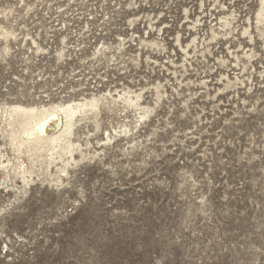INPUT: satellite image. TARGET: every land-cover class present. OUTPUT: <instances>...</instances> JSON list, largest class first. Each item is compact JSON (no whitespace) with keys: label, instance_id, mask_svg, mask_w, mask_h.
I'll use <instances>...</instances> for the list:
<instances>
[{"label":"rangeland","instance_id":"obj_1","mask_svg":"<svg viewBox=\"0 0 264 264\" xmlns=\"http://www.w3.org/2000/svg\"><path fill=\"white\" fill-rule=\"evenodd\" d=\"M259 7L0 0L1 106L117 98L77 115L63 159L21 154L29 184L0 167V264H264ZM0 153L16 163L1 120Z\"/></svg>","mask_w":264,"mask_h":264},{"label":"bare ground","instance_id":"obj_2","mask_svg":"<svg viewBox=\"0 0 264 264\" xmlns=\"http://www.w3.org/2000/svg\"><path fill=\"white\" fill-rule=\"evenodd\" d=\"M255 18L256 22L259 24H262L264 21V0H260V7L256 12ZM249 26L250 24L244 27L243 34H246L249 36L250 40H252ZM257 30L260 35H262V29L257 28ZM212 37H215L213 30ZM195 41L196 37H192L191 42L194 43ZM248 57H250V55H248ZM131 92L132 91H124L123 93H119L118 98H120L124 104L126 103L128 106H133L141 110V116H146L149 112L151 113L153 110L152 108L143 106L140 103L142 92L139 91L130 95ZM157 93L158 98H160L162 94L159 89ZM86 98L87 97L81 101L77 100V102L50 104L48 106H26V104L0 105V120L3 122V132L11 150L17 154L16 163L12 162L13 164H9V162L0 161V167L3 170L12 171V173L19 176L18 178H20L22 182L29 184V182L33 181L32 171L29 168L30 165L28 167L24 161L20 159L21 154H25L28 158H39L42 155V151L45 149V151H48L47 153H49L48 155L51 159H55V156L59 159H63L60 151L71 153L69 148L72 147L73 144L70 141V136L73 126L79 121L77 115H82L89 109H98L103 102L109 105L114 104L117 100L116 97H110L109 100L105 96H93L91 99ZM112 138L113 136H109V139ZM67 164L68 162L65 161L64 165L58 169L60 174H67ZM10 171L8 172L10 173Z\"/></svg>","mask_w":264,"mask_h":264},{"label":"snow or ice","instance_id":"obj_3","mask_svg":"<svg viewBox=\"0 0 264 264\" xmlns=\"http://www.w3.org/2000/svg\"><path fill=\"white\" fill-rule=\"evenodd\" d=\"M161 259H163V257Z\"/></svg>","mask_w":264,"mask_h":264}]
</instances>
